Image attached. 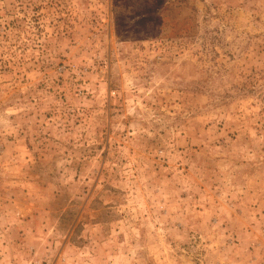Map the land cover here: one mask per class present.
I'll return each mask as SVG.
<instances>
[{"label": "rangeland", "instance_id": "1", "mask_svg": "<svg viewBox=\"0 0 264 264\" xmlns=\"http://www.w3.org/2000/svg\"><path fill=\"white\" fill-rule=\"evenodd\" d=\"M0 264H264V0H0Z\"/></svg>", "mask_w": 264, "mask_h": 264}]
</instances>
